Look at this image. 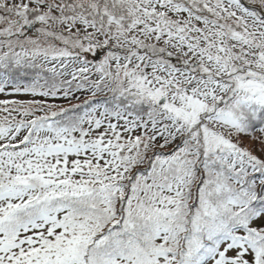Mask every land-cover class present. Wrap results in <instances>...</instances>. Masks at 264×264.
Wrapping results in <instances>:
<instances>
[{
  "label": "snow or ice",
  "instance_id": "1",
  "mask_svg": "<svg viewBox=\"0 0 264 264\" xmlns=\"http://www.w3.org/2000/svg\"><path fill=\"white\" fill-rule=\"evenodd\" d=\"M0 264H264V0H0Z\"/></svg>",
  "mask_w": 264,
  "mask_h": 264
}]
</instances>
